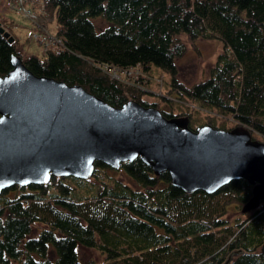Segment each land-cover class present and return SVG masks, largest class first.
I'll return each mask as SVG.
<instances>
[{"label":"trees","instance_id":"trees-1","mask_svg":"<svg viewBox=\"0 0 264 264\" xmlns=\"http://www.w3.org/2000/svg\"><path fill=\"white\" fill-rule=\"evenodd\" d=\"M39 1V27L54 22L60 41L43 58L24 56L0 19V76L16 55L35 76L79 84L111 105L135 100L165 117L187 116L190 128L243 126L264 142V0ZM96 18L109 25L96 30ZM182 36L222 44L208 76L191 86L178 79ZM103 66L157 67L167 80L154 86L164 93L146 101L153 91L142 78L129 85ZM251 188L232 179L213 193H187L139 156L119 169L94 161L87 179L15 184L0 192V264H99L81 261L79 249L99 252L100 264H264V199L241 211Z\"/></svg>","mask_w":264,"mask_h":264},{"label":"water","instance_id":"water-1","mask_svg":"<svg viewBox=\"0 0 264 264\" xmlns=\"http://www.w3.org/2000/svg\"><path fill=\"white\" fill-rule=\"evenodd\" d=\"M11 65L0 76V192L51 176L87 179L94 161L119 169L139 156L187 193L245 179L252 188L242 212L264 199V142L245 127L192 129L187 116L165 117L135 100L117 107L79 84L35 76L19 56Z\"/></svg>","mask_w":264,"mask_h":264},{"label":"rangeland","instance_id":"rangeland-1","mask_svg":"<svg viewBox=\"0 0 264 264\" xmlns=\"http://www.w3.org/2000/svg\"><path fill=\"white\" fill-rule=\"evenodd\" d=\"M27 4L31 7L38 8L40 1L30 0ZM0 19L4 22L7 31L15 37V44L22 55H35L39 58H43L45 45L32 36L34 32L38 31V27L34 21H32L30 18L24 17L22 14L17 13L10 8H6L4 2L3 5L0 4ZM93 22L95 24L96 30L105 28L109 25V22L104 21L101 18L93 19ZM47 27L49 31L53 33L54 22L49 23ZM181 40L185 43L186 50L176 61L178 68V79L185 85L191 86L196 82L204 80L208 76L210 67L214 64L217 55L222 50V44L218 39H196L193 42H189L186 37L182 36ZM147 77L150 79L151 85H147ZM162 77L164 81L167 80L165 73H163L157 67L152 66L150 70L143 71L137 66L135 69H132V75H127L126 77L123 76V79L120 81L129 85H134L140 78H142L144 82L143 88L151 89L158 93V95H153L152 92H148L149 95L145 96L146 101L152 102L157 100L156 96H160L164 93L163 89L156 88L154 86L156 85L155 82L159 84L162 83ZM166 108L168 109L170 107H167L165 104L161 105V110H165ZM177 109L178 108L174 106V111ZM233 126L234 125H231L230 127ZM195 127H197L195 124H191L192 129ZM110 173L113 176L118 177L121 181L128 183L129 185L136 186L126 174L122 172L116 173L114 171ZM9 195H12V193ZM79 256L81 261L84 263L92 260L94 263L100 264L104 259V257L99 252L93 249H79Z\"/></svg>","mask_w":264,"mask_h":264},{"label":"built area","instance_id":"built-area-1","mask_svg":"<svg viewBox=\"0 0 264 264\" xmlns=\"http://www.w3.org/2000/svg\"><path fill=\"white\" fill-rule=\"evenodd\" d=\"M30 0H0V4H5L6 8H10L17 13L22 14L24 17L30 18L32 21L36 22L38 20L37 8L29 6L27 3ZM35 39L44 43L45 47H49L53 44L58 43L60 40L51 36L45 32V30L39 27L37 32L32 35ZM105 72L109 75L111 79L120 80L123 76L132 75V70L129 68L119 70L116 67H104Z\"/></svg>","mask_w":264,"mask_h":264}]
</instances>
